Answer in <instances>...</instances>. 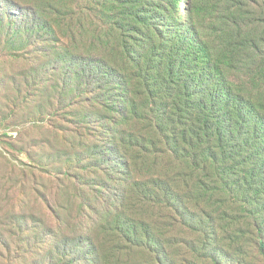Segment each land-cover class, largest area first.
I'll return each instance as SVG.
<instances>
[{
	"label": "trees",
	"instance_id": "trees-1",
	"mask_svg": "<svg viewBox=\"0 0 264 264\" xmlns=\"http://www.w3.org/2000/svg\"><path fill=\"white\" fill-rule=\"evenodd\" d=\"M3 11L19 95L41 93L50 71L44 89L61 102L97 95L87 125L114 131L92 149L114 161L120 205L101 213L87 262L264 264V0H3Z\"/></svg>",
	"mask_w": 264,
	"mask_h": 264
},
{
	"label": "rangeland",
	"instance_id": "rangeland-1",
	"mask_svg": "<svg viewBox=\"0 0 264 264\" xmlns=\"http://www.w3.org/2000/svg\"><path fill=\"white\" fill-rule=\"evenodd\" d=\"M3 13L0 20L6 23ZM6 35L0 23V264H90L85 250L101 213L116 212L120 205L114 161L103 163L92 149L114 131L87 125L103 111L100 103L88 102L97 95L81 102L77 95L67 96L61 102L59 88L44 89L55 84L50 71H40L35 80L41 93L19 95L25 90L24 64L6 58L8 51L17 54V45L6 44ZM26 93L33 96L29 104L23 101ZM50 111L62 117L49 120ZM42 117L48 121L40 122Z\"/></svg>",
	"mask_w": 264,
	"mask_h": 264
}]
</instances>
